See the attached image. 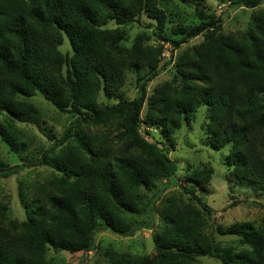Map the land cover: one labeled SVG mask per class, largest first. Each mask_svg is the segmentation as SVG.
<instances>
[{
    "label": "trees",
    "instance_id": "obj_1",
    "mask_svg": "<svg viewBox=\"0 0 264 264\" xmlns=\"http://www.w3.org/2000/svg\"><path fill=\"white\" fill-rule=\"evenodd\" d=\"M173 1L0 0V137L19 161L0 163V177L19 174L28 165L23 156L33 153L19 122L39 113L34 95L73 117L51 147L34 154L33 164L51 174L19 186L26 218L12 217L7 200H0V264H53L51 251L95 249L101 230L131 236L156 228L153 255L108 248V264H204V257L264 264V221L213 222L214 209L198 191L209 190L213 169L195 168L184 185L169 156L177 148L176 131L191 125L205 105L208 143L228 148L230 204L240 187L264 193V9L238 34L205 10L207 0H182L195 7L197 22L174 23L161 6ZM227 1L246 8L263 2ZM144 15L155 21L145 22ZM132 23L156 27L171 45L169 58L163 43L152 46L142 36L126 44ZM200 35L201 42L175 56ZM65 37L71 51L60 49ZM172 62V77L150 93V82ZM130 75L137 86L133 99L122 91ZM101 93L116 102L100 103ZM143 124L162 139L149 140ZM175 186L180 196L163 199ZM225 237L237 239V246Z\"/></svg>",
    "mask_w": 264,
    "mask_h": 264
},
{
    "label": "rangeland",
    "instance_id": "obj_2",
    "mask_svg": "<svg viewBox=\"0 0 264 264\" xmlns=\"http://www.w3.org/2000/svg\"><path fill=\"white\" fill-rule=\"evenodd\" d=\"M167 11L168 17L172 18L176 23L180 19H184L188 23L197 22L195 7L185 3L182 0H174L173 2L161 5ZM166 6V7H164ZM206 11H210L215 18L222 20V24L226 32L242 33L252 24L253 15L260 9H264V0L260 6L255 8H246L237 4H231L227 0H207L204 5ZM180 16V18H179ZM145 22H149L147 16H143ZM153 22L155 20H152ZM172 23L168 24V28ZM109 27L115 28L117 25L114 22L108 24ZM127 37L125 43L130 45L135 38L144 37L147 44L156 46L160 43L164 44V57L167 60L172 53L171 45L163 41L157 34V28L147 29L137 23L126 25ZM165 32V31H164ZM166 33V32H165ZM203 37L197 36L190 40L189 43H184L180 49H175V56L183 49L190 45L201 42ZM63 52L71 51V46L67 37L64 43L60 46ZM174 63H170L155 79L149 84L150 93L160 83L170 79L174 73ZM124 97L133 99L137 96V86L135 77L129 76L122 87ZM31 100L37 106L39 113L25 122H19V127L24 130V134L28 139H32L31 150L33 153H26L23 156L25 167L19 174L3 178L0 177V200H7L10 207V215L18 220L26 218L25 211L19 198V186L28 187L37 181H43L51 174V169L46 165H34V154L39 155L40 150L48 149L56 140H58L66 128L73 120L69 113L60 112L51 102L46 100L40 94L34 95ZM100 103L112 104L116 100L107 99L103 93L98 97ZM206 106L201 105L195 115L191 125H183L174 134V140L177 144L176 150L170 151L169 156L173 159L178 167V177L182 184H189V180L185 179L197 167L206 165L213 169L214 177L211 181L209 190L204 194L198 190L201 198L207 202L213 209L214 213L212 221L216 224H223L229 227L234 222L249 221L256 224L264 221V193L248 188H238L235 190L234 196L237 201L231 205L229 195V184L226 179L227 169L225 166V156L228 153V148L217 150L208 143L207 138V123L209 116L206 111ZM145 113V110H144ZM143 113V116H144ZM150 127L143 124L141 127L142 133L151 141L161 138V133L158 129L151 128L152 132L148 135L146 132ZM51 139H49V137ZM162 139V138H161ZM16 157L9 149L7 144L0 137V163L6 165L16 164ZM260 192L263 194L261 195ZM181 194V188L175 186L167 189L163 193V199L167 195ZM161 202L158 203V205ZM157 230L141 229L131 236H122L110 230H101L95 236V249L89 252H77L75 254L67 252H50V257L53 264H108L106 251L108 248H113L121 251H128L139 254L153 255L155 246L152 236ZM222 240V236L220 237ZM227 244L237 246V239L225 237ZM204 264H221L216 258L204 257L201 258Z\"/></svg>",
    "mask_w": 264,
    "mask_h": 264
}]
</instances>
